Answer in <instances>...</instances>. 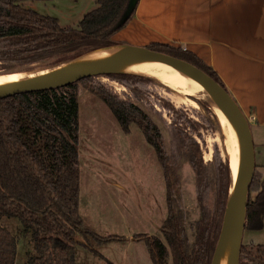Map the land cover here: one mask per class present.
<instances>
[{
  "label": "trees",
  "instance_id": "obj_1",
  "mask_svg": "<svg viewBox=\"0 0 264 264\" xmlns=\"http://www.w3.org/2000/svg\"><path fill=\"white\" fill-rule=\"evenodd\" d=\"M27 0H0V61L60 65L88 52L119 44L113 37L132 20L136 9L122 24L130 0H97V7L77 26H61L59 19L25 8ZM185 60L215 79L217 72L194 53L169 44L147 46ZM130 85L134 75H109ZM95 77L54 90L22 93L0 99V219L15 218L30 233L35 254L26 264H76L77 246L99 256L97 247L123 237H102L88 231L80 214V103L79 85L101 99L129 134L136 125L154 148L166 182L168 214L161 225L164 241L141 235L153 264H211L220 235L231 186L230 161L217 163L215 199L211 207L199 196L200 217L190 224L175 159L166 151L159 126L139 106L113 95ZM180 151L197 176L199 192L204 166L193 149L180 139ZM197 147V146H196ZM264 228V174L256 171L250 188L246 230ZM254 249V250H253ZM18 240L0 224V264H16ZM111 264V263H110ZM240 264H264V246L242 245Z\"/></svg>",
  "mask_w": 264,
  "mask_h": 264
},
{
  "label": "rangeland",
  "instance_id": "obj_2",
  "mask_svg": "<svg viewBox=\"0 0 264 264\" xmlns=\"http://www.w3.org/2000/svg\"><path fill=\"white\" fill-rule=\"evenodd\" d=\"M95 1L27 0L23 5L57 17L63 27H75L95 8ZM56 66L52 60L35 64L0 61V74H34ZM134 76L139 80L130 85L107 76L95 77L93 82L102 84L119 99L136 104L159 126L166 151L175 159L189 212L188 236L192 241L194 232L190 224L200 217L201 192L204 204L211 207L215 199L217 163L221 159L226 164L229 159L231 164L228 138L206 96L189 95L198 107L176 104L171 99L172 91L163 83L148 75ZM79 103L80 214L84 227L102 237L120 236L124 240L97 247L99 256L77 246V264H153L146 243L138 238L149 235L164 241L160 229L168 214L166 182L156 152L136 125L125 134L109 107L83 85H79ZM180 139L185 146L192 147L194 155L203 163L204 184L200 192L194 168L180 151ZM255 148L256 171L264 174V146L256 144ZM0 224L18 240L16 264H26L28 257L35 254L31 234L15 218H2ZM243 245L248 249L264 246V228L245 230Z\"/></svg>",
  "mask_w": 264,
  "mask_h": 264
},
{
  "label": "crops",
  "instance_id": "obj_3",
  "mask_svg": "<svg viewBox=\"0 0 264 264\" xmlns=\"http://www.w3.org/2000/svg\"><path fill=\"white\" fill-rule=\"evenodd\" d=\"M113 40L175 44L194 53L253 116L255 146H264V0H139L135 17Z\"/></svg>",
  "mask_w": 264,
  "mask_h": 264
},
{
  "label": "water",
  "instance_id": "obj_4",
  "mask_svg": "<svg viewBox=\"0 0 264 264\" xmlns=\"http://www.w3.org/2000/svg\"><path fill=\"white\" fill-rule=\"evenodd\" d=\"M138 1H129L122 24L134 12ZM148 63L169 64L188 73L205 89L232 127L239 148V170L236 178L231 170L229 199L211 264H240L250 188L257 169L252 124L229 91L206 72L185 60L147 47L117 44L88 52L31 78L0 84V99L22 93L59 89L88 77L152 76L135 70L136 66Z\"/></svg>",
  "mask_w": 264,
  "mask_h": 264
},
{
  "label": "bare ground",
  "instance_id": "obj_5",
  "mask_svg": "<svg viewBox=\"0 0 264 264\" xmlns=\"http://www.w3.org/2000/svg\"><path fill=\"white\" fill-rule=\"evenodd\" d=\"M135 70L150 73L152 77L163 83L172 91L171 99L176 104L189 103L190 106L198 107V104L193 99L189 98V95L200 98L206 96L207 98H209L212 108L220 119L222 128L228 138L229 147L231 148V170L234 178H236L239 170V148L235 140L234 132L222 111L212 101L211 97L205 91V89L200 84H198L188 73L173 65L148 63L136 66ZM36 74L38 73L33 74L28 72H21L14 74H0V84L25 80L35 76Z\"/></svg>",
  "mask_w": 264,
  "mask_h": 264
},
{
  "label": "built area",
  "instance_id": "obj_6",
  "mask_svg": "<svg viewBox=\"0 0 264 264\" xmlns=\"http://www.w3.org/2000/svg\"><path fill=\"white\" fill-rule=\"evenodd\" d=\"M248 120L252 123L253 116H249V117H248Z\"/></svg>",
  "mask_w": 264,
  "mask_h": 264
}]
</instances>
